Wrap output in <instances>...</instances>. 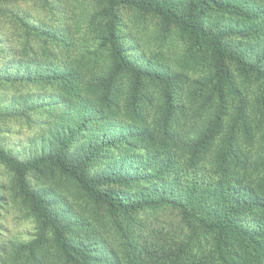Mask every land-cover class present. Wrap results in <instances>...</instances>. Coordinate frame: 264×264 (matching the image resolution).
Returning a JSON list of instances; mask_svg holds the SVG:
<instances>
[{
	"label": "trees",
	"instance_id": "1",
	"mask_svg": "<svg viewBox=\"0 0 264 264\" xmlns=\"http://www.w3.org/2000/svg\"><path fill=\"white\" fill-rule=\"evenodd\" d=\"M90 1L92 51L43 63L25 42L8 61L15 70H0L1 88L24 90L0 106V123L29 113L14 99L44 113L30 158L0 149L12 201L34 223L29 242L0 249V264H264V0ZM122 8L155 17L165 42H184L177 70L128 51ZM33 63L52 69L37 75L49 95L28 90ZM190 74L199 77L187 87ZM58 174L82 199L71 217L46 198ZM33 176L52 183L36 190Z\"/></svg>",
	"mask_w": 264,
	"mask_h": 264
},
{
	"label": "rangeland",
	"instance_id": "2",
	"mask_svg": "<svg viewBox=\"0 0 264 264\" xmlns=\"http://www.w3.org/2000/svg\"><path fill=\"white\" fill-rule=\"evenodd\" d=\"M44 1L47 0L0 1L1 71L8 69L12 72L15 70L8 64V61L14 58L15 53L21 58L23 57L24 50H26L25 42H28V49L32 47L36 49L38 58L32 57L31 60L53 63L48 59L53 58L56 64L65 63L66 61L70 62V60H67L68 56L72 55L75 58L78 55L76 52H71L70 49L87 53L88 50L92 51L97 46L98 42L96 43L94 39L96 35L92 34L94 31L88 24L89 13L95 11V3L90 0H49L48 3L46 2L47 7H45ZM11 15L24 18L30 27L36 31L47 33L48 38L41 35L42 38L38 40L36 34H31L32 32H27V30L23 29L17 20L11 19ZM119 15L121 19L120 30L124 36L123 40L128 51L139 59L142 57L144 60L161 61L177 70V58L185 49L184 42L180 40V42L171 44V42H165L167 40V38H164L165 35L160 38L162 34H158L161 31L158 27V20L149 13L122 8ZM62 40L66 43L69 42L70 46H66L63 49L60 48L58 42H62ZM52 42H57V44ZM45 46H47L46 50L44 49ZM51 51L54 53L58 52V57H53L54 53L49 55ZM29 53H31L30 50L28 51ZM99 53L101 54L99 55L101 59L96 61H99L96 69L101 71L106 65L104 59L106 52L104 55L102 51H99ZM34 68V72H29L27 78L37 83L31 85V89L28 88V90L32 93L45 92L49 95L51 93L50 87L42 85L37 75L43 73L47 75L52 69L36 64H34ZM198 77V74H190L188 80L186 79L185 81V85L188 87ZM239 81L241 80L239 79ZM124 89L127 90V88ZM146 92H148L146 93V101L152 108L154 106L156 108L161 103L158 86L149 83ZM22 94H24L23 89L5 84L4 87H0V106L7 108V105L13 103L14 97H21ZM14 103L15 105L11 108L19 110L18 113L22 112L21 109L29 113L16 116L17 111H15L10 117L1 121L0 149L11 153L22 161H26L37 150L33 140L34 135L39 130L37 127L38 122H41L40 120L44 117V113L42 108H37L33 112L32 108L19 105L15 99ZM105 165L98 166L97 171H103ZM53 179V183H48L49 179H35L34 176L30 180L36 190H41L52 183L51 188L56 190L57 193L53 191V193L47 195L46 198L50 200L49 204L54 211L61 213V216L71 217L72 212L74 214L77 212L74 206L77 205L79 208L80 205H83L81 204V196L77 194L75 185L70 184V181L64 180L59 174ZM11 180L12 174L9 168L0 162V249L9 241L29 242L34 232L33 221L25 217L27 210L25 208L22 211L19 210L7 190L11 186ZM131 185L135 186L136 184ZM60 191L62 192L60 193ZM87 211L94 212V209L89 207ZM95 212V214H99L96 210ZM4 258L5 255L0 252V260Z\"/></svg>",
	"mask_w": 264,
	"mask_h": 264
}]
</instances>
